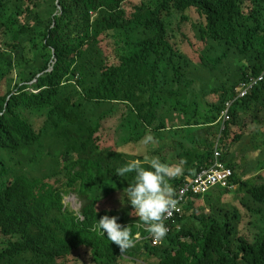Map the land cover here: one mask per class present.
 Here are the masks:
<instances>
[{
	"label": "trees",
	"instance_id": "1",
	"mask_svg": "<svg viewBox=\"0 0 264 264\" xmlns=\"http://www.w3.org/2000/svg\"><path fill=\"white\" fill-rule=\"evenodd\" d=\"M177 16L193 37L179 25L172 44ZM220 66L227 75H207ZM263 71L264 0H0V264L140 254L156 264H264V174L244 181L225 145L242 139L233 136L246 120L257 124L264 81L234 102L223 131L219 122L238 86ZM164 134L181 147L175 160L163 157ZM217 144L238 190L189 198L180 231L155 248L141 241L149 234L123 192L135 173L116 169L145 156L180 165L177 194ZM65 187L83 200L79 216L61 211ZM222 195L240 199L247 236L235 239L241 216L212 201ZM104 215L129 226L134 247L121 253L100 234Z\"/></svg>",
	"mask_w": 264,
	"mask_h": 264
},
{
	"label": "clouds",
	"instance_id": "2",
	"mask_svg": "<svg viewBox=\"0 0 264 264\" xmlns=\"http://www.w3.org/2000/svg\"><path fill=\"white\" fill-rule=\"evenodd\" d=\"M182 172L180 165H170L162 162L159 157L147 156L143 160H130L116 169V175L121 178L135 173L133 182L129 183L123 192L131 204L132 212L146 226V231L154 243L163 241L168 233L165 220L178 206L175 189L170 180ZM118 219L117 216L104 215L98 220L96 228L123 253L135 246L137 237L129 226L118 223Z\"/></svg>",
	"mask_w": 264,
	"mask_h": 264
},
{
	"label": "rangeland",
	"instance_id": "3",
	"mask_svg": "<svg viewBox=\"0 0 264 264\" xmlns=\"http://www.w3.org/2000/svg\"><path fill=\"white\" fill-rule=\"evenodd\" d=\"M190 18L195 19V15L190 13ZM194 21V20H193ZM180 25V18L177 16L173 22H171V32L169 34L170 40L173 43H179L180 36H179V28ZM184 31L187 37H193L191 35L192 26L191 25H180V31ZM194 41V40H193ZM185 46V44H184ZM210 45L208 46V48ZM186 50V49H185ZM188 57L194 54V50L192 49L188 54L183 51ZM190 59V58H189ZM191 60V59H190ZM225 66H220L217 69L207 68V75L216 76V77H224L227 75ZM2 92L6 91V86L3 85ZM254 109L259 110L260 114L257 116V124H254L252 120L245 121V128L238 130L233 138L235 137H242L240 141L237 142H227L225 145L229 146L228 152L233 155L236 159V165L239 169L240 176L244 181L248 180H256L260 175L264 174V109L262 110L260 107H255ZM163 145L168 148H161L163 151V157L167 160L174 159L171 153L179 154L181 152V147H173L172 140L166 134L163 135ZM142 152L145 154L147 151V147L143 146ZM189 148V147H186ZM173 149V150H172ZM242 174V175H241ZM238 187H235L233 192H236ZM237 196H226L222 195L220 200H215L212 198V201L216 204H220V202H224L226 204L231 205L232 207L236 208L238 215L241 216L240 222L236 223V237L247 236L245 233L242 225L245 223V215L247 214L243 207L240 205V199L236 198ZM217 199V197H215ZM218 201H220L218 203ZM83 205V200L72 191L71 188L65 187L63 191V201L61 203V211L65 213L66 211L69 213H74L75 215L79 216L81 207ZM241 224V226H240ZM154 260V259H153ZM118 264H156L154 263L148 255L140 254L139 257L131 256V255H124L122 260Z\"/></svg>",
	"mask_w": 264,
	"mask_h": 264
},
{
	"label": "built area",
	"instance_id": "4",
	"mask_svg": "<svg viewBox=\"0 0 264 264\" xmlns=\"http://www.w3.org/2000/svg\"><path fill=\"white\" fill-rule=\"evenodd\" d=\"M264 81V71L258 77H249L242 82L235 93L236 96L233 101L225 104L224 109L219 118L221 124V131L224 130L225 125L230 121V110L236 101H242L256 89ZM212 160L206 167H201L199 173L193 179H189L177 192L176 199L178 200L177 209L173 211L172 215L165 220V226L168 228V233L173 231H180L181 224L178 221L182 219L185 214V206L188 199L191 197H204L215 189L233 190L235 187L231 185L234 173L225 163L222 162L223 154L219 150L218 144L214 147ZM146 231V226H142ZM147 232V231H146ZM140 239V237H138ZM142 240H149L153 247L160 246L159 243H154L153 238L149 235Z\"/></svg>",
	"mask_w": 264,
	"mask_h": 264
},
{
	"label": "crops",
	"instance_id": "5",
	"mask_svg": "<svg viewBox=\"0 0 264 264\" xmlns=\"http://www.w3.org/2000/svg\"><path fill=\"white\" fill-rule=\"evenodd\" d=\"M161 145L163 146V142H162V141H161ZM161 148H168V147H161ZM172 150H173V149H172ZM171 155L174 156V157H173L174 159H172V160H175V155H176V154H175V153H171Z\"/></svg>",
	"mask_w": 264,
	"mask_h": 264
},
{
	"label": "bare ground",
	"instance_id": "6",
	"mask_svg": "<svg viewBox=\"0 0 264 264\" xmlns=\"http://www.w3.org/2000/svg\"><path fill=\"white\" fill-rule=\"evenodd\" d=\"M198 1V0H197ZM153 248H155V247H153Z\"/></svg>",
	"mask_w": 264,
	"mask_h": 264
}]
</instances>
